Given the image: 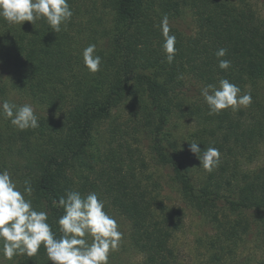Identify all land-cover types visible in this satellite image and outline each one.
Masks as SVG:
<instances>
[{"label": "trees", "instance_id": "trees-1", "mask_svg": "<svg viewBox=\"0 0 264 264\" xmlns=\"http://www.w3.org/2000/svg\"><path fill=\"white\" fill-rule=\"evenodd\" d=\"M259 1L264 10V0ZM69 4L74 15L59 33L44 21L34 26L26 21L21 27L0 18V74L6 70L14 75L13 86L47 108L36 129L20 131L0 122V170L12 171L21 191L25 181L30 183L27 198L37 210L49 212L57 237L62 235L57 220L63 209L53 201L67 191H94L128 218L131 241L143 252L145 264H179L174 244L182 228L179 211L159 199L160 184L146 174L148 162L133 146L132 140L146 132L149 151L171 172L183 200L216 229L209 262L235 252L255 225L264 239V165L251 166L264 143V101L257 87L264 82L263 12L251 0ZM186 8L193 12L197 31L186 35L171 25L177 53L168 63L159 21L167 15L171 24ZM88 44H95L102 57L101 71L95 74L83 65L82 50ZM219 48L227 49L221 58L231 61L227 70L218 67ZM189 77L204 87L227 78L250 91L253 103L210 115L201 95V100L186 102L183 88ZM7 92L0 85V101ZM134 102L140 110H134L131 126L114 118L115 110ZM174 109L198 124L190 142L201 150H220L221 163L212 172L200 166L190 142H177ZM104 123L108 138L101 146ZM4 264L51 262L41 245L37 255L16 256Z\"/></svg>", "mask_w": 264, "mask_h": 264}, {"label": "clouds", "instance_id": "clouds-1", "mask_svg": "<svg viewBox=\"0 0 264 264\" xmlns=\"http://www.w3.org/2000/svg\"><path fill=\"white\" fill-rule=\"evenodd\" d=\"M74 13L69 0H0V18L9 25H22L44 21L54 33H59L71 21ZM163 38L162 49L168 63L175 59L177 38L167 15L158 25ZM226 48L215 52L218 67L227 70L231 61L221 59ZM84 67L89 73L101 71L102 57L95 44L82 50ZM200 95L208 106L210 115L223 110L237 111L253 103L251 92H244L239 85L227 78L215 84H207ZM0 116L9 120L20 131L36 129L39 117L30 103L16 104L9 100L0 102ZM189 150L200 160L206 172H212L221 163V152L215 146L201 150L197 142L189 143ZM32 187L25 181L23 191L7 170H0V242L3 257L12 260L16 256L33 257L43 245L51 264H109L110 254L118 250L123 238L117 219L105 210V202L96 192L82 195L79 191H67L53 201L63 209L57 224L61 236L57 237L49 223V212L37 210L30 199ZM90 238V240H89Z\"/></svg>", "mask_w": 264, "mask_h": 264}, {"label": "rangeland", "instance_id": "rangeland-1", "mask_svg": "<svg viewBox=\"0 0 264 264\" xmlns=\"http://www.w3.org/2000/svg\"><path fill=\"white\" fill-rule=\"evenodd\" d=\"M251 1L257 7V10L264 14V10L261 9L262 6L260 1ZM171 25L178 28L186 35H194L197 31L195 17L189 8L184 9L181 15L174 18ZM13 82H15L14 75H11L6 70L0 74V85H4L5 89L8 90L6 97L2 98L0 102L9 100L18 105L30 103L35 108L37 116L47 112V108L43 104H39L38 100L32 99L31 96L23 92L21 89L15 88ZM257 87L260 96L264 101V82H260ZM202 88H204L202 83L196 81L192 77L187 78L183 88V96L186 97V102L200 99V91ZM185 97L184 99L183 97L181 99L185 100ZM190 105L191 103H187V107H190ZM134 110H140V108L135 105V102L129 103V105L125 104V106L115 110L114 118L120 120L123 124L127 123L131 126L130 124L132 123V117H134ZM172 121V130L174 131L177 142L180 145H188L190 140L193 139V132L198 129V124L195 118L192 116L181 118L179 111L174 109ZM0 122L4 126H7L8 123L11 124L10 121L3 116H0ZM106 123L102 125V132L99 134V139L102 135V138L100 139L101 146H104L103 141L108 138V124ZM136 127L139 128L138 126ZM138 136L137 141L132 140L133 146L136 149V155L138 154V151L142 152L148 162V167L145 169L146 174H151L153 179L157 180L160 184L156 191L159 194V199L168 207L178 209L179 211L182 228L180 231L176 232L174 237L179 264H264V239L256 225L253 226L248 234L243 235L242 239L239 240L235 252L218 263L209 262L211 253L209 251L210 239L215 236L216 229L208 219L200 215L183 200L179 185L173 181L171 172L162 164H159L149 151V139L147 133H141L138 134ZM263 165L264 143L261 144L258 154L254 157V161L251 163V166L254 168ZM9 172L12 176L14 175L12 171ZM14 180L17 182L18 179ZM17 186L19 188L18 182ZM103 201L105 202V210L109 215H112L117 219L120 230L123 232V238L118 250L110 254L109 264H145L143 252L131 241L130 221L111 205L109 201L106 199H103ZM5 262H7V259L1 254L0 264H4Z\"/></svg>", "mask_w": 264, "mask_h": 264}]
</instances>
